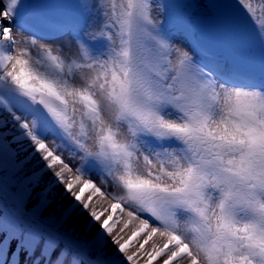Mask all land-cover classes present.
I'll return each instance as SVG.
<instances>
[{
  "label": "snow or ice",
  "instance_id": "obj_1",
  "mask_svg": "<svg viewBox=\"0 0 264 264\" xmlns=\"http://www.w3.org/2000/svg\"><path fill=\"white\" fill-rule=\"evenodd\" d=\"M27 7L0 0V264H264V83L158 0H76L59 43Z\"/></svg>",
  "mask_w": 264,
  "mask_h": 264
},
{
  "label": "rangeland",
  "instance_id": "obj_2",
  "mask_svg": "<svg viewBox=\"0 0 264 264\" xmlns=\"http://www.w3.org/2000/svg\"><path fill=\"white\" fill-rule=\"evenodd\" d=\"M158 2L163 5L159 0ZM184 8L183 10H180L178 12H171L168 9H164L162 12L159 13L160 19H164L166 15L169 16V20L171 22L168 23V28L171 32V35L176 43L188 47L189 46V34L190 32H186L183 28L177 27L175 21L176 20H188L191 24L193 21H196L200 18L207 17L212 15L213 13L218 12V9L220 7L221 3H224V5L234 4L235 2H239V0H182ZM247 3H250L252 7L256 10L255 15L256 17L261 21L264 22V0H247ZM70 37L62 36L59 39L50 40L55 41L59 43L60 39H68ZM95 179V177H93ZM39 191V189H37ZM98 198V197H97ZM94 201L95 202V199ZM32 203H35V200L32 201ZM69 201L67 199L60 200L59 198L56 201V204L53 205L54 208L58 206L57 214H59V211H62L65 206H67ZM51 210V209H50ZM69 227H74L76 225L75 221L69 222ZM75 228V227H74ZM76 229V228H75ZM98 230V227L96 228V231ZM119 230V226L117 228ZM77 231V229H76ZM77 233H79L77 231ZM108 247L112 249L111 243H109ZM135 247L130 246V253L135 251ZM114 251V249H113ZM153 264H160L159 260L153 262Z\"/></svg>",
  "mask_w": 264,
  "mask_h": 264
},
{
  "label": "bare ground",
  "instance_id": "obj_3",
  "mask_svg": "<svg viewBox=\"0 0 264 264\" xmlns=\"http://www.w3.org/2000/svg\"><path fill=\"white\" fill-rule=\"evenodd\" d=\"M222 4H224V3H221V5ZM221 5L219 7L220 9H221ZM65 207H67V206H65ZM56 209H58V206H56ZM71 221H75L76 222V225L74 227L77 229V231L79 233H83L84 230L88 227V224H89V218H88V216H87L86 213L85 214H82V215H79V216H77V215L74 214L73 217L69 220V222H71ZM97 227L98 226H93L92 229H91V231L88 232L89 238H91L93 235H95V233L98 231V230L96 231V228ZM151 243L152 242H150V244ZM146 247H148V246H146ZM141 264H143V262H141Z\"/></svg>",
  "mask_w": 264,
  "mask_h": 264
}]
</instances>
